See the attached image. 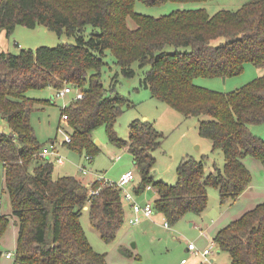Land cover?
I'll return each mask as SVG.
<instances>
[{"label":"trees","instance_id":"1","mask_svg":"<svg viewBox=\"0 0 264 264\" xmlns=\"http://www.w3.org/2000/svg\"><path fill=\"white\" fill-rule=\"evenodd\" d=\"M136 1L157 6L208 0H0V29L7 36L16 25H43L60 38H75V43L60 41L17 54L0 50V120L9 128L0 131V171L18 228L15 264H106L105 255L89 243L82 210L87 206L90 224L105 243L115 240L125 218L115 185L93 181L91 187L99 190L90 196L81 179L53 177L52 160L39 157L44 146L30 123L32 109L48 100L29 97L30 89L71 85L81 91L82 98L61 109L70 129V141L62 145L91 161L99 152L93 131L104 126L109 142L132 156L134 194L150 185L156 192L154 213L168 225L187 213L202 214L209 187L216 189L221 204L233 205L252 181L246 157L264 167V139L249 129V124L264 122V75L230 92L193 82L239 75L246 62L264 64V0H247L236 10L213 15L194 7L157 17L136 12ZM108 53L125 79L135 75L133 62L147 67L140 86L183 116L198 118L199 135L213 150L223 151V168L214 163L206 168L205 158L186 156L174 184L155 180V150L163 136L145 119L130 123L126 140L117 136L116 120L129 104L115 92L118 73L108 87L103 83ZM8 224L0 212V238ZM212 242L227 252L231 264H264V202L220 228Z\"/></svg>","mask_w":264,"mask_h":264},{"label":"rangeland","instance_id":"2","mask_svg":"<svg viewBox=\"0 0 264 264\" xmlns=\"http://www.w3.org/2000/svg\"><path fill=\"white\" fill-rule=\"evenodd\" d=\"M247 0H208L199 3H177L167 1L157 6L145 5L136 1L134 10L136 12L160 16L168 14L175 9H188L194 7H203L213 15L218 10L228 9L236 10ZM130 27L134 22L128 18ZM60 41L75 43L72 36L62 35L61 38L55 31L48 29L43 25L35 28H28L23 25H16L12 33L7 36L4 30L0 29V50L11 53H19L21 49H35L40 46L54 47ZM106 64L102 68V80L106 87L109 86L112 76L118 73V81L115 85V92L124 98L129 107L118 116L115 123L117 136L126 140L128 138L130 123L135 119L147 120L162 134L161 145L155 150L156 162L152 175L155 180H161L168 184H174L177 181L176 169L180 161L186 157H192L195 160L205 158L206 168L214 163L217 167L223 168L225 163L224 153L221 149H212L208 139L201 137L198 133V118L185 117L178 110L171 107L166 102L151 95L150 91L140 86V79L143 71L137 62H133L131 67L135 70L132 78L125 79L115 64V58L108 53L105 58ZM264 75V64L255 65L250 62L244 64V69L239 75L231 76L223 80L222 77H196L193 82L201 87L219 91L230 92L238 89L246 83ZM29 97L48 100L43 104H37L30 113V123L34 133L41 145L48 148L51 141L57 143V148L64 159L63 164L53 163V177L58 175H72L79 179L89 181L95 176L100 175L106 181L116 183L121 174L133 170L132 160L128 151L124 148H117L112 145L106 133L104 126H100L93 131L94 140L99 144V152L93 156L91 161L85 159L84 154L79 155L69 150L65 145L59 144L64 139V133L70 131L65 124L60 122L61 109L74 100V92L67 93L62 97H56V89L45 87L40 89H30L26 92ZM58 126L62 130L58 129ZM249 129L255 135L264 139V122L258 124H249ZM0 131L9 132L7 124L0 120ZM249 168L252 178L256 181L260 179L258 173L262 175L263 171L256 172L252 162L260 164L253 158L246 157L243 161ZM84 165L91 175H83L78 166ZM262 170L264 167L261 165ZM137 181V178L136 180ZM99 186L100 185L98 184ZM264 188V179L262 182ZM257 191L261 197L264 190L259 186ZM96 189H99L96 188ZM213 193L216 194L214 187L208 188L209 202L215 201ZM146 200H152L155 197L153 191L147 192ZM259 202L264 200L257 199ZM220 201H216L219 204ZM225 206L229 205L227 203ZM0 212L9 219V224L0 238V264H15V250L17 238V224L9 195L2 184V175L0 171ZM232 213V212H230ZM204 215L187 213L183 218L169 224L166 228L163 226L165 221L161 214H154L146 227L140 223L131 225L127 222L122 223L114 241L105 243L99 232L90 224L88 209L83 208L80 221L89 243L93 249L105 255L106 264H179L182 257H189L185 252L186 245L193 241L199 250L210 245L213 235L204 236L200 231L202 222L209 223V218L204 219ZM191 222L193 224H191ZM125 249V250H124ZM127 250V251H126ZM213 261L216 264H231L227 252L219 251L216 245L212 247ZM9 253L11 258L6 257Z\"/></svg>","mask_w":264,"mask_h":264},{"label":"crops","instance_id":"3","mask_svg":"<svg viewBox=\"0 0 264 264\" xmlns=\"http://www.w3.org/2000/svg\"><path fill=\"white\" fill-rule=\"evenodd\" d=\"M59 144H62V143H59ZM52 145L59 152V150L57 148V143L55 141H51L50 142L49 146H52ZM130 157H131V160H132V156L131 155H130ZM80 166H84V165H79L78 168ZM252 166H254L253 168H255L257 173L260 172V171H263L262 175H260L258 173L260 179H258L257 181H256L255 178H252V181H251L249 187L241 194L239 199L233 205L225 206L224 204H221L220 202H219V204H216V201H219V196H218L217 191H216V194L213 193L212 196L214 197L213 199L215 201H213V202H209L208 201L207 209L202 214H200V215H204V219H206V217H208L209 220H210L209 223L203 221L202 222L203 226L200 227V230H201L200 232L204 236H206L207 238H209L208 236L211 237V235L214 236L216 234V232L220 228L224 227L231 220L239 217L241 214H243L247 210L253 208L257 203H260L259 201H257V199L264 200V195H263V197H261L259 195V193L257 192V191H259V189L255 188V186H259L260 188L263 186L262 182H263V179H264V170H262V167H261L260 164H256L255 162H252ZM65 175H67V174H65ZM58 176H61V175H58ZM81 180L84 181V182H89V181H92L93 179H91L89 181H86L84 179H81ZM263 190H264V188H261V191H263ZM149 191H153L155 193V197H154V199H155L156 198V192H155V190L153 188H151L149 190H145L142 194L136 196L137 200L140 203L147 202L148 200L145 199L146 198L145 196H146L147 192H149ZM154 199H153V201H154ZM153 201L149 200L148 202H153ZM123 207H124V212H125L124 220H125V222L128 223V218L132 215V211L130 209L129 204L127 202H125L124 200H123ZM84 208L87 209V206H84ZM230 212H232V213H230ZM150 219L151 218H148V217H146V216L141 214L139 223L142 226L144 225L143 227H146V225H147V223L149 222ZM128 224H130V223H128ZM191 224H193V223L191 222ZM131 225H135V224H131ZM163 226H164V224H163ZM189 243H193L195 245V243L193 241H189L187 243L186 248H185V252H188L189 257L188 258L187 257H182L181 258V260L182 259H186V263H184V264H198V263L204 262V257L200 253L193 254V252L188 249V244ZM213 245H214L213 242L210 240V245L205 246V248H210V254H208L207 257L209 259H212V260H214L213 259V251H212ZM196 248H197V246H196ZM205 248H203V249H205ZM1 254H2V252H0V255ZM181 260H180L179 264H182Z\"/></svg>","mask_w":264,"mask_h":264},{"label":"built area","instance_id":"4","mask_svg":"<svg viewBox=\"0 0 264 264\" xmlns=\"http://www.w3.org/2000/svg\"><path fill=\"white\" fill-rule=\"evenodd\" d=\"M71 92H74V100L80 99L83 96L81 91H79L78 89L73 88L71 85H65L61 89L56 90V97H62L65 94L71 93ZM66 121H67V116L65 114H63L60 117V122H62V124L66 125ZM58 129L62 130L61 127H59V126H58ZM69 141H70L69 134L67 132H65L64 133V139L61 143L63 144V142H69ZM39 157L44 158V159H47V158L53 159L58 164H63L65 162L63 157L61 156V154L55 149V147L53 145L49 146V148H44L39 153ZM85 159L89 161V157H85ZM79 170L82 172L83 175H91V172L85 166H80ZM92 175L95 176V178L92 181L85 183L88 186V194L90 196H94L98 193L99 189H95V188L91 187V183L93 181L99 182L100 185H104V184L115 185L117 188L120 189V195H121L122 200H124L125 202H127L129 204L130 209L132 211V215L128 218V223H130V224L139 223L141 214L148 217V218H151L154 215V209H153L152 202L147 201L145 203H140L137 200L136 195L134 194V192L132 190V185L136 179V175H135V172L133 170H128V171L122 173L119 180L116 183L106 181L100 175H95L93 173H92ZM151 188L152 187L150 185H148V186H146L145 190H149ZM163 224H164V227H166V228L169 227V225L166 221H164ZM188 249L190 251H192L193 254L200 253L204 257V261H206L210 264H216L213 262L212 259H209L207 257L208 254H210V248L198 250L193 243H189ZM6 257L9 258V257H11V255L9 253H7ZM181 263L182 264L186 263V259H182Z\"/></svg>","mask_w":264,"mask_h":264},{"label":"water","instance_id":"5","mask_svg":"<svg viewBox=\"0 0 264 264\" xmlns=\"http://www.w3.org/2000/svg\"><path fill=\"white\" fill-rule=\"evenodd\" d=\"M223 78V80H225V77H222ZM96 143H98L97 141H95Z\"/></svg>","mask_w":264,"mask_h":264},{"label":"bare ground","instance_id":"6","mask_svg":"<svg viewBox=\"0 0 264 264\" xmlns=\"http://www.w3.org/2000/svg\"><path fill=\"white\" fill-rule=\"evenodd\" d=\"M84 183H86V182H84Z\"/></svg>","mask_w":264,"mask_h":264}]
</instances>
